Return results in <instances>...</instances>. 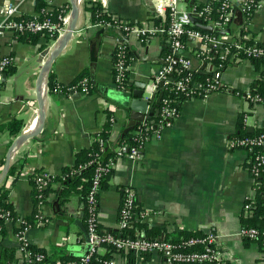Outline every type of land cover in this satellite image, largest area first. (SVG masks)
I'll return each instance as SVG.
<instances>
[{"label":"crops","instance_id":"crops-1","mask_svg":"<svg viewBox=\"0 0 264 264\" xmlns=\"http://www.w3.org/2000/svg\"><path fill=\"white\" fill-rule=\"evenodd\" d=\"M195 1L204 3L207 0ZM260 1L261 7L246 24L251 39L264 43V0ZM95 2L112 17L127 22L147 26L157 22L153 15L154 0H82L76 31L55 57L50 72L59 85L69 86L79 74L88 71L99 89L87 94H71L57 89L49 91L47 86L44 124L13 154L12 163L22 165V172L8 173L2 181L7 182L9 188L8 202L22 219L30 217L35 208L33 172L62 174L65 167L74 164L76 153L91 145L108 114L114 118L111 141L118 138L135 115L129 107L111 98L112 93L123 91L114 79L113 56L118 46L131 49L129 80L138 74L149 79L142 99L150 102L146 115L138 113L136 122L145 119L155 101L151 100L155 95L151 88L161 68L165 37L155 35L143 43L135 32L126 34L119 28L94 23L88 8ZM8 4L17 6L21 16L38 15L48 7L46 0H0V22L2 9ZM67 4L71 6V0L51 2L52 7L57 8ZM182 8H190L189 1ZM238 12L242 14L237 10L235 24L231 27L234 33L243 20V14L238 18ZM40 36L32 42L11 30L0 34V54L11 55L14 59L4 77L5 86L0 97V175L14 140L37 117L42 71L49 49L55 43L46 45V35ZM201 48L199 42L189 43L184 52L197 70L206 64L199 57ZM260 73L252 60L243 59L227 65L222 81L231 90L244 95ZM243 95L218 91L204 98L183 100L179 115L170 126L162 128L160 139L152 138L145 144L140 160L118 159L109 186L100 191V230L116 235L123 233L120 209L124 189L131 187L138 203L131 228L134 235L181 238L217 232L229 264H264V247L246 239L242 232L243 218L251 214L245 213L246 196L254 195L256 200L259 195L254 191L248 170L249 152L234 150L228 145V138L238 132L240 118L251 131L264 128V104L252 106ZM14 119L24 122L17 135L6 128ZM60 187L59 181L51 182L46 203L48 223L31 226L25 231L30 244L54 258L66 253H82L88 247L79 197L73 195L62 211H55L53 207L56 190ZM20 227L19 222L0 223V241L6 247L15 248L17 258L23 262ZM107 252L106 247L99 250L101 255ZM110 259L109 264H165L156 252L130 256L113 251Z\"/></svg>","mask_w":264,"mask_h":264},{"label":"built area","instance_id":"built-area-1","mask_svg":"<svg viewBox=\"0 0 264 264\" xmlns=\"http://www.w3.org/2000/svg\"><path fill=\"white\" fill-rule=\"evenodd\" d=\"M188 0H154L153 15L157 22L153 25H141L131 23L120 18L113 17V22L101 20L97 24L104 27H115L123 30L126 34L135 32L139 40L143 43L149 41L152 36L161 35L170 42V51L162 59L161 68L154 77V83L151 91L157 97L162 89L177 90V92H186L191 94H201L204 97L218 91H232L238 95L243 93L231 90L222 81V75L228 64L241 61L243 59L252 60L254 58L264 57V43H259L251 39L249 34L242 36L238 31L229 34H223L218 30H224L235 24L236 8L231 0H207L200 9H183L182 5ZM219 1L220 5L214 9L213 2ZM52 0H47L48 7L42 13L34 16H21L17 6L8 4L2 9V20L0 22V34L6 30L15 33L45 34L50 36L52 42L66 31L70 20V11L62 9L55 12L51 5ZM262 5L260 0H244L242 11L248 14L249 22L253 13ZM214 10L218 13L214 17ZM192 14H195L202 22L213 28L211 32H203L195 27L192 20ZM251 40V44L246 41ZM202 46L199 51V57L207 65L202 71L210 73L202 83H192L194 71L192 60L184 52L189 43H198ZM124 45L116 49L117 60L113 64L114 79L117 86L124 90L129 81V63L123 57ZM216 60V61H215ZM14 59L11 55L0 54V97L4 89V75L13 64ZM184 76L176 81L173 80V73H183ZM68 93L87 94L89 91L87 80L84 79L78 84L67 87ZM244 98L252 105L259 104V97L252 94L251 89L246 92ZM176 100L170 95H163L161 98V120L156 124L153 122L143 126L146 129L154 131L142 138L141 145L152 138L160 139L162 137V128L170 126L173 120L179 115L180 108L174 103ZM151 108L147 111V116ZM146 116V117H147ZM145 117V119H146ZM145 119L143 121H145ZM247 119V114L244 120ZM114 121V118L112 117ZM140 129L132 130L133 135H138ZM103 143V140H102ZM228 145L231 149H243L249 152L248 170L253 179L254 191L261 194L264 200V130H261L253 136H242L240 138L229 137ZM117 154L110 159L106 165L97 167L92 189L88 196L87 232L89 234L88 252L82 259L83 264H87L92 254L99 253L102 247L111 246L112 251L119 253L134 252L136 254L158 253L165 264H229L224 249L221 246V236L217 232H210L191 237H153L128 234L127 231L133 227V221L137 213V198L135 190L131 187H125L123 201L120 209V226L123 234H113L101 232L99 229V194L101 191V179L114 168L120 158H130L140 160L142 152L136 146L129 147L121 145L117 149ZM86 165H80L84 168ZM36 172V171H35ZM33 172L34 189L37 192L38 210L35 215L37 223L43 225L49 221V214L46 211V201H43L45 190L51 185L55 178L50 172ZM9 173V172H8ZM13 178V177H11ZM254 195L246 196L245 213H250L255 202ZM0 216L7 221L19 222L20 249L23 253V259L28 262H41L47 257L45 251H33L25 231L29 227H23L25 220L19 216L14 218L13 210H4ZM243 236L253 240L264 247V221L261 228L243 227ZM111 263V259L104 264ZM56 264H75L72 260L58 261Z\"/></svg>","mask_w":264,"mask_h":264},{"label":"trees","instance_id":"trees-1","mask_svg":"<svg viewBox=\"0 0 264 264\" xmlns=\"http://www.w3.org/2000/svg\"><path fill=\"white\" fill-rule=\"evenodd\" d=\"M188 1L190 4V8L200 9L204 5V3H201V2L194 1V3H192L191 0H188ZM243 3H244V0H239V2L235 3L234 6L236 10L242 11ZM219 5H220L219 1L213 2L214 9L217 8ZM70 7L71 6L67 4L64 7H60V8L53 7V8L55 9V12H60L62 9L68 11L70 10ZM88 9L91 12L92 20L94 23H98L101 20L113 22V17L104 10V8L102 7L100 3L95 2ZM242 14H243V20L239 26V32L242 36H244L245 34H248V31H249L247 28V24H246V21L248 19L247 18L248 14L243 11H242ZM212 15L214 17H217L218 13L214 10ZM195 27L197 29H200L203 32H210V31H206V30L199 28L196 24H195ZM39 37H41L40 34H32V33L20 34V38L29 39V41H32V42H35L37 39H39ZM46 39H47L46 45H48L52 42L53 38L46 35ZM246 42L247 44L252 43L251 40H248ZM130 50H131L130 48L125 47L122 52L124 55L123 59L128 63L130 62V59H131ZM169 51H170V42L165 37V40L163 42L162 59H164L167 56ZM115 53L113 56V63L117 60V56ZM252 61L255 64L257 70H260L261 73H260V76L254 81L251 87V92L252 94L257 95L260 98L259 104H264V68H262L264 66V57L261 56L258 58H254L252 59ZM183 76H184V72L183 73H173V80L176 81L182 78ZM207 76H210V73L206 71H202V70L194 71L192 83L194 84L202 83L206 79ZM84 79L87 80V84L89 88L88 93H91L99 89L98 84L91 79L88 71H83L81 74H79L77 78L75 79V81L71 83V85L78 84L80 81ZM48 87H49V91L57 89V90H61L64 92H68V89H67L68 86L59 85L54 80V75L52 72L49 73ZM160 93H162L164 96L168 94L174 97V99L176 100L174 103L179 108L181 106L182 101L185 99H189L191 97H197V98L203 97L201 94H198V93H195L191 96V94H188L186 92H181V91L177 92V90L169 91V90L162 89L159 92V94ZM160 108H161V101L158 104L156 101H154L151 106V111L149 112L145 121L134 123L132 125L128 123L126 127L122 130L118 138L114 141H111L109 139L110 134L112 132L113 120H112V115L108 114L107 121L103 125V128L99 132H97L91 145L89 147L83 148L80 151H78L76 153L74 164L71 166L65 167L63 169L62 174L55 176V178L53 179L61 183V187L58 190H56L57 198L53 202V207L55 208V211H62L63 206L66 204V202L69 201L73 195H77L83 206V209H82L83 225H84V229L87 231L88 230L87 229V217L89 215L88 196L92 189V182H93L97 167L100 165H106L110 159L114 158L117 154L116 149L121 145H128L129 147L136 146L142 152V150L144 149V145L142 146L140 144L142 141V138L151 134L154 131L153 129H146L145 126H143V124L144 122H146L147 125L151 122L152 123L154 122L155 124L159 122L162 119L161 114H160ZM157 109L159 110L158 112H157ZM23 127H24V122L21 119H14L6 126V128L13 135L19 134L22 131ZM134 129H140V132L136 136L132 134V130ZM261 130H264V128L251 131L248 127H246V125H244L242 118H240L238 132L234 135V138H240L242 136H248V135L253 136V135H256L258 132H260ZM102 140H103V143H102ZM80 165H86V166L81 169ZM22 168H23L22 165H19L16 162L12 163L9 169V175L16 174V173L20 174L22 172ZM113 170H114L113 168L110 169L109 172H107L102 177L101 182H100L101 189H105L109 186L110 178L113 173ZM37 172L39 171H36L35 173ZM31 182L34 185L33 176L31 177ZM7 186H8L7 182L0 183V212L11 209V211L13 210V214L15 216L14 218H16L18 217V215L14 211L12 205L8 202L9 188ZM49 190H50V184L43 194V201H46V202L48 201ZM36 195H37V192L34 189L33 190V198H34V204H35L34 212L32 213L30 217L24 218L25 224L23 225V227L39 226V224L36 221V217H35L37 210H38V201H37ZM263 221H264V200L259 194L253 204L251 214L249 215V217L243 218V222H244L243 227L255 226V227L261 228ZM0 223L2 225H4L5 223V219L2 218L1 216H0ZM47 223L40 225V226H44ZM127 233L134 235L131 229L128 230ZM191 236H198V235L197 234L187 235V237H191ZM30 247L33 251H44L42 249L36 248L33 245H31ZM108 248H109V252H107L104 255H101L99 253L92 254L87 264H104L105 261L111 258V253L113 252L111 246H108ZM87 254H89L88 250L85 252L76 253L73 255H71V253H66V254H63L59 258H54V257H50L47 255V257H45V259L42 260L41 262H28V261L20 262L19 258H17L16 256V249L13 247H6L2 244V241H0V264H56L59 260L60 261L72 260L75 262V264H83L82 259L86 257ZM128 254L132 256L134 252H128Z\"/></svg>","mask_w":264,"mask_h":264},{"label":"water","instance_id":"water-1","mask_svg":"<svg viewBox=\"0 0 264 264\" xmlns=\"http://www.w3.org/2000/svg\"><path fill=\"white\" fill-rule=\"evenodd\" d=\"M195 0H191L192 3H194ZM81 2L82 0H71V12H70V20L68 27L66 28V31L63 33V35L58 38V40L54 43V45L49 49V56L46 60L45 66L43 67L42 71V78L41 83L38 88V112L37 117L33 124L29 126L27 129H25L13 142L6 161L4 168L2 170V173L0 175V183L3 181V179L6 177V175L9 172L13 154L15 152V149L19 147L24 142L28 141L31 137L35 136L42 128L45 116H46V106H45V95L47 92V86H48V78L49 73L53 64V61L55 57L62 51L65 44L71 39L73 36V33L76 31L77 28V21L80 14V8H81ZM238 18H242V14H239L238 12ZM237 18V19H238ZM192 20L193 22L201 29L206 31H213L212 27L206 26L200 18H198L195 14H192ZM241 22V21H239ZM218 32L223 34H229L231 33V29L227 28L224 30H218ZM205 68V64L202 67L201 70ZM6 77V74L4 75ZM148 78L143 77L141 74H138L135 79H130L128 81L127 87L123 91H118L112 93L111 98H114L116 101L122 103L123 105L129 107L132 110V113L135 115L131 116V121L129 122L130 125L134 123H138L135 121V119H138L139 116L138 113H141L143 117L146 115L145 111L148 108L150 100H143V93L146 87V84L148 82ZM162 93L159 94V96L155 97V95L152 96L151 100H154L158 103H160L162 98ZM159 110L157 109V112ZM86 234L87 240H89V234L86 230H84ZM89 246L87 247L86 251L88 250Z\"/></svg>","mask_w":264,"mask_h":264}]
</instances>
